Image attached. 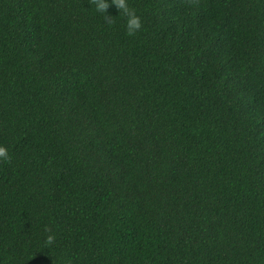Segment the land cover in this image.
<instances>
[{"label": "trees", "instance_id": "16d2710c", "mask_svg": "<svg viewBox=\"0 0 264 264\" xmlns=\"http://www.w3.org/2000/svg\"><path fill=\"white\" fill-rule=\"evenodd\" d=\"M128 6L0 0V264H264V0Z\"/></svg>", "mask_w": 264, "mask_h": 264}, {"label": "clouds", "instance_id": "9594fccd", "mask_svg": "<svg viewBox=\"0 0 264 264\" xmlns=\"http://www.w3.org/2000/svg\"><path fill=\"white\" fill-rule=\"evenodd\" d=\"M95 9L98 12L104 13L106 15V9L109 6V0H93ZM111 3L119 10L123 12L125 16V28L129 35L136 33L141 29V18L138 16L134 9H130L128 6V0H111ZM107 16V15H106ZM9 152L7 147L0 144V161H7L9 159ZM47 231V229H45ZM46 242L51 244L54 240V236L49 234L45 237Z\"/></svg>", "mask_w": 264, "mask_h": 264}]
</instances>
